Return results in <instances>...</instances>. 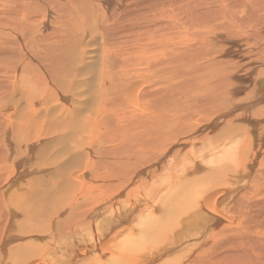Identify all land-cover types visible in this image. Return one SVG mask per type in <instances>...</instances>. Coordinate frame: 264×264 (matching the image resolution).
I'll return each mask as SVG.
<instances>
[{
    "label": "bare ground",
    "instance_id": "1",
    "mask_svg": "<svg viewBox=\"0 0 264 264\" xmlns=\"http://www.w3.org/2000/svg\"><path fill=\"white\" fill-rule=\"evenodd\" d=\"M0 264H264V0H0Z\"/></svg>",
    "mask_w": 264,
    "mask_h": 264
}]
</instances>
